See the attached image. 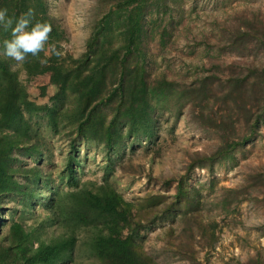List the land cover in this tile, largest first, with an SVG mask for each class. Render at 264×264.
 <instances>
[{
    "label": "trees",
    "instance_id": "16d2710c",
    "mask_svg": "<svg viewBox=\"0 0 264 264\" xmlns=\"http://www.w3.org/2000/svg\"><path fill=\"white\" fill-rule=\"evenodd\" d=\"M167 2L96 0L84 51L74 58L62 52L64 31L50 13L49 0H0L10 16L31 8L34 22L51 24L48 45L20 68L27 79L48 75L55 89L47 104L38 105L12 69L13 62L0 57V264H67L81 233L82 246L96 264H157L142 251L140 233L177 213L186 217L198 209L200 194L190 187L191 174H213L215 166L232 161L258 137L264 123V62H232L221 71L211 66L189 85L161 75L152 78L146 19L151 7L165 8ZM9 38V32L0 30V43ZM225 40L240 57L264 56V20L252 16ZM44 93L41 88L40 95ZM183 110L202 132L215 137L213 150L189 157L171 196L149 193L127 200L106 180L114 166L139 149L151 151L162 115L181 118ZM52 140L65 142L56 182L67 190L54 186L55 179L42 168L52 157L47 146ZM83 146L102 152L99 185L80 182ZM247 179L264 186V172ZM35 205L45 216L25 226L22 219L33 216ZM189 220L193 217L184 226L185 242L174 254L201 264L193 242L206 231L198 220ZM237 264H264V258Z\"/></svg>",
    "mask_w": 264,
    "mask_h": 264
},
{
    "label": "rangeland",
    "instance_id": "374dc122",
    "mask_svg": "<svg viewBox=\"0 0 264 264\" xmlns=\"http://www.w3.org/2000/svg\"><path fill=\"white\" fill-rule=\"evenodd\" d=\"M49 2L51 15L64 31L63 54L78 58L89 35L96 0ZM252 16L264 20V0H169L165 8L151 7L146 19L149 32L146 46L152 78L161 75L168 81L189 85L206 74L211 66L218 65L221 71L232 62L263 63L264 56L260 52L256 56L240 57L225 40L232 29L244 28L245 20ZM13 70L33 101L38 105L49 102L55 91L43 86L44 75L27 79L20 67ZM41 88L45 89L44 96L40 95ZM183 113L181 118L170 112L162 115L155 147L147 153L139 149L134 155H126L114 166L106 180L127 200L134 201L149 193L171 196L176 182L186 172L189 157L196 152L204 154L213 150L215 137L202 132L190 120L187 111ZM47 146L52 157L42 163L43 171L55 179L54 186L67 190L56 182L66 152L65 142L52 140ZM82 152L80 182L101 184L104 177L102 152L85 146ZM27 165L32 167L34 162L27 160ZM260 172H264V123L256 140L237 152L232 161L215 166L211 175L206 170H195L191 174L189 184L199 191L200 206L186 217L177 213L172 219L141 232L138 241L142 251L157 264H190L174 253L185 242L184 226L193 217L189 222L198 220L206 231L193 242L198 263L237 264L264 258V186H254L247 179L250 174ZM172 180L170 187L164 185L165 181ZM44 216L41 207L35 205L33 216L25 214L22 223L29 226ZM77 240L67 264H96L82 246L85 236L81 233Z\"/></svg>",
    "mask_w": 264,
    "mask_h": 264
},
{
    "label": "clouds",
    "instance_id": "9594fccd",
    "mask_svg": "<svg viewBox=\"0 0 264 264\" xmlns=\"http://www.w3.org/2000/svg\"><path fill=\"white\" fill-rule=\"evenodd\" d=\"M34 16L31 8L19 16H10L7 8H0V30L10 33V38L0 43V57L13 62V69L22 67L29 56L37 57L48 45L52 26L46 21L34 22ZM49 47L59 55L55 45ZM40 62L47 63L46 60Z\"/></svg>",
    "mask_w": 264,
    "mask_h": 264
},
{
    "label": "crops",
    "instance_id": "0c3cea01",
    "mask_svg": "<svg viewBox=\"0 0 264 264\" xmlns=\"http://www.w3.org/2000/svg\"><path fill=\"white\" fill-rule=\"evenodd\" d=\"M25 74V73H24ZM26 76V75H25ZM43 86H46V90H48V89H51L52 88V90H54L55 91V89L52 87V86H50L49 85V76L48 75H44V77H43ZM54 93H52V95H53Z\"/></svg>",
    "mask_w": 264,
    "mask_h": 264
}]
</instances>
